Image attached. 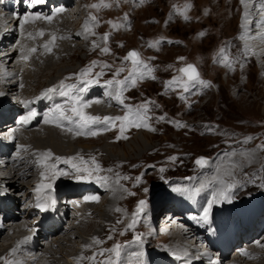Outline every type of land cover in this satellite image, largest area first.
I'll return each instance as SVG.
<instances>
[{"label": "rangeland", "instance_id": "374dc122", "mask_svg": "<svg viewBox=\"0 0 264 264\" xmlns=\"http://www.w3.org/2000/svg\"><path fill=\"white\" fill-rule=\"evenodd\" d=\"M75 1L77 2V0ZM87 1L82 12L87 13L86 19L88 24L91 23V26L95 25L96 28L98 27L97 33L94 34L97 41L99 40L97 47L92 46L93 48H89L81 44L83 49L85 48L86 50L76 60L68 62L66 65L68 70L67 68L64 69L68 71L69 76L67 75L66 78L61 76L53 79L58 81V83L56 82V85H59L57 90L59 93L67 91L68 85L66 82L75 78V76L73 77L71 75V72H74L81 65H85L86 67L84 66L83 71L92 68V72L88 73L92 77V79H89L90 81H97L101 78L113 81L111 85L105 82V87L110 86L114 88L111 100L116 104V107L112 111L108 110L105 112L112 113L114 117V115L121 114V112L127 114L129 109L133 113L139 110L140 114L144 116L142 123H146L148 127L142 126L137 128L125 124V130L123 135H121V121H115L114 124H109L110 129H112L110 132L95 135L94 140L104 141L103 145L110 146L109 149H112V153L111 155H107L105 152H100L103 155L101 161L99 158L98 161L93 160L94 166L92 165L93 170L91 169L93 175L91 174L92 176H89L88 172H86L82 177H88V179H95L97 176L99 178L100 176L101 178H109L112 170H110V165L105 161L107 158H119L122 162L117 164V169L119 172L121 170L123 171L120 172L121 176L117 177V180L120 181L122 179L121 181L125 183V185L120 183L121 190L125 193L124 195L126 197L125 201L121 202V204L124 208H127L125 210L127 218L126 222L121 224V229H117L120 223H116L114 226L116 230L113 228L109 231L105 230V239L103 238L99 242V244L102 242L103 245H100L99 250L87 256L85 260L82 259L80 264H109L110 261L121 264L122 257L127 258L125 253L128 245L136 250L137 248L142 251L145 250L147 257L152 258L156 264H158V261L161 264H172V261H175L177 264H197L195 258H192L190 261L189 257L185 256L183 252H176V249L175 252L172 250V246L180 242L179 239L183 237L179 236L175 240V242L177 241L176 243L170 244L164 235L162 236L158 233L162 231V228L159 227L162 225L160 224L162 217H159L160 219L157 225H152L149 228L148 226L152 222L151 218L145 225L137 222V220L142 219L145 206L140 216L134 214H136L141 200L149 205L152 204L157 194H163L165 197H163L162 204L163 206H168L175 199V195L179 194L174 193L172 188H191L201 171V166L196 164V160L199 158H204L207 163H212L215 158H222L223 156V162H226V164L224 163L226 166L224 172L229 175L230 181L226 182L222 180L218 182V185L224 190L228 188V185H233L229 192L231 198L235 195L234 191H237L236 198L240 196L243 185L244 188L245 186H252L248 188L247 192L253 191L256 193L260 191V187L264 188V150H261L259 147L260 145H264V111L262 107H257L258 104L255 102L251 103L252 99H258L264 94V76L259 71L261 69L260 64L252 56L244 54L243 50H241L242 46H240L241 44L238 41V38L240 39V33H242L239 26L240 16L242 14L240 8L241 0ZM93 5H98V7L95 8ZM105 5H108V7ZM223 5L224 7H222ZM96 15H98V18ZM185 16L188 19H185ZM92 17L96 18L95 21L91 19ZM113 25H117V27H113ZM106 34L108 35V41L104 39ZM82 36L84 35L82 34ZM76 43H79L78 40H75V46ZM150 44H155L156 46L150 47ZM104 48H108L109 51L106 53L103 52L102 49ZM129 50L137 52L144 64L148 65L153 71L148 75L147 70L143 66H138L136 70L137 77H139L140 73H145V75L143 78L136 80L135 86H132L130 81L126 83L122 96L124 103L120 104L114 98L120 90V85L116 84L115 81L125 80L129 77V73L133 71L131 61L125 60V57L130 52ZM250 58L253 60L251 61ZM62 59L63 56L60 55L55 57V59L51 57L48 62L54 60V63L57 64ZM12 64L6 68L8 75L13 72ZM188 64L196 67L200 78L209 82V87L190 85L188 90L185 91L183 84L178 83L170 87L168 86L170 81L182 76L179 69ZM252 66L254 67L252 68ZM254 68H257L260 75L258 74L257 76L252 73L255 72ZM55 81L50 83V85H53ZM101 82L99 81V83ZM62 84L66 85L62 88ZM238 93L240 94L238 95ZM9 96V93L5 91L0 101L4 102L3 99L6 101ZM79 96H82V93ZM246 98L250 101L246 102ZM145 105L146 108L142 107ZM16 109L18 110V107ZM19 109L23 110L22 107ZM102 113H104L103 110ZM121 116L124 115L121 114ZM257 117L261 118L259 119L260 122ZM150 129H155V131ZM6 134V132L0 133V142H10L6 140ZM123 136L127 138L125 139ZM118 137L121 138L118 139ZM249 137L252 139L249 140ZM91 138L93 137L85 138L87 139L86 142ZM138 142L150 151L141 160L135 161V149L137 150L139 148ZM11 143L13 146L12 149L16 148V140ZM93 148L96 150L101 149L98 146H94ZM249 153L255 154L257 163L252 161ZM21 154L24 155L22 151L16 150L11 156L4 157V159L15 160L20 156L19 160L23 163V155L21 156ZM233 154L242 156L245 160L240 161V157L233 158ZM237 162L240 163L237 164ZM230 163L236 164V169H233V171L230 168ZM96 165L101 167L99 170L103 173L101 171H95ZM8 169L9 167L4 169L1 174H4V172L5 174L8 173ZM161 169H164V171H161ZM196 171L197 173H195ZM42 173L45 172L41 171L39 175L37 174V179H46L45 175L42 178ZM73 177L76 176L72 175L66 182L71 181ZM137 178H139V182H137ZM81 179L84 180L86 178ZM53 187L50 191L53 190ZM20 188L22 190H13L11 188L9 189L6 183H0V192L2 194L9 197V199L17 201V204L19 203L18 201H23L19 205L24 208L21 209L22 207L20 206L19 209L21 210L14 211L17 215L24 209L27 210L29 204H37V194L41 192L36 190L37 186L32 187L25 180L20 181ZM27 191L30 192L32 200L36 199L33 203H30L32 200L26 195L27 193H24ZM207 191L209 192L210 188ZM205 194H207L206 191L204 192ZM63 195H67V193ZM211 198L212 196L210 200ZM261 199L264 206V191L263 193L261 192ZM184 201H186V198L182 200V204L179 202L181 206ZM223 201L225 202V200ZM221 202L222 200L214 203L212 206L216 207ZM229 203V205H232V201ZM7 205L9 204L7 203ZM5 206L6 203H4ZM151 212H154L153 207ZM72 213L74 212L72 211ZM148 216H150V211H148ZM95 219L99 221L98 217H95ZM133 220H135L136 225L134 224L129 229H122L124 225L133 224ZM32 222L28 221V223ZM68 224L67 222L63 226H68ZM33 225L37 226L39 224ZM38 229L34 228L33 231ZM44 230L47 234L51 233L49 230ZM114 231L119 232L115 233ZM73 240L78 242L80 237L73 238ZM135 240H142L143 242L140 243ZM182 242L192 247L195 244L192 239L185 240V242L181 240L180 243L184 245ZM38 243L39 247L48 245V241L42 237L38 238ZM116 245H120L119 258L111 251ZM200 247L201 245H198L197 248L199 249ZM53 248L55 249V247ZM230 250L232 252H229L228 257L225 259L226 262H230L238 256H235V250L232 248ZM189 251L191 250L187 251L188 254H190ZM88 254H91L90 250ZM178 256L182 257L178 259ZM63 263L74 264L72 258L63 260ZM200 263L211 264V261L208 260V257L207 261L205 258H200ZM244 264H248V262ZM259 264H264V258Z\"/></svg>", "mask_w": 264, "mask_h": 264}, {"label": "bare ground", "instance_id": "6f19581e", "mask_svg": "<svg viewBox=\"0 0 264 264\" xmlns=\"http://www.w3.org/2000/svg\"><path fill=\"white\" fill-rule=\"evenodd\" d=\"M86 1L87 0H77V2L75 0H50V2H48L50 7L40 8L34 11L35 13H38V15L28 19L25 27H18L20 23L24 22L19 18L12 19L9 15H7L5 17L6 20H4L0 15V100H2L1 96H3L5 91L10 95L7 97L6 101L4 99V102L0 101V131L3 133L6 132V140L10 141L8 143L0 142V183H6V186L13 190H20L22 188H20V181L22 180L29 182L32 187L40 184L53 183V190H42L37 194V200L38 197H47L49 205L58 199L55 213L48 214L46 211H41V216L44 217L43 220L47 219L48 222L40 223L36 226L33 224H37V222H32L35 217L33 216L35 211L34 209L31 207L29 209L27 208V210L24 209L25 211L23 210L17 215L14 211L24 208L19 205L22 204L21 202L23 201L20 200L17 204V201L9 199V197H6L0 192V213L2 216L0 219V264H6L8 261H11L12 264H64L63 260L65 261L69 258L73 259L74 264H80L82 259L85 260L87 256H90L94 254L96 250H99L100 245H103L102 242L100 244L99 242L103 240L105 236L104 234H106L105 230L109 231L111 228L114 229L116 223H120V225L117 226V229H121V224L126 222L127 215L125 214V210L127 208H124L121 204V202H124L126 199L124 195L125 193L121 190V184L125 185V183L121 181L122 179L120 181L117 180V177L121 176L120 172L123 171L121 170L119 172L117 169V164L122 162L119 158L109 159L106 157L107 160L105 162L110 165V170H112V174H110V176H112V178H110V176L109 178H101L100 176L101 179H97L95 181L98 176L95 179H88V177H82V175L86 172L79 173L82 178H86L83 181L94 179V183L86 186L87 190L82 191L79 195L73 194L74 192L69 189H72V185H82L71 182L72 180L80 181L82 179L79 180L76 179V177H73L71 181L66 182L72 177V175L77 176L78 174L76 173V170L71 167V164H66L63 160L73 158L72 163L77 164L82 168H87L91 172L92 165L94 166L93 160L98 161L99 158L101 161V157H103L100 152H105L107 155H111L112 153V149H109L110 146L108 147V145H103L104 141L97 139L94 140L96 136L76 134L77 131H79V118L73 117L74 115L71 112L72 103L68 96H64L59 93L57 90L59 85H56L58 81H55L61 76L66 78L68 71L64 69L67 68L68 70V67H66L68 62L76 60L79 58L80 54L86 50L85 48L83 49L81 44H84L89 48L92 46L97 47L99 40L97 41L94 34L97 33L96 31L98 27L96 28L95 25L91 26V23L88 24V31H85L84 27L85 24L88 23L86 19L87 13L82 12L84 11L83 7L87 4ZM262 6H264V0H245L244 3L240 2L242 14L240 16L239 26L242 33H240V39L238 38V41L241 44L240 46H242L241 50H243L244 54L252 56L254 60L260 64L261 69L259 71L262 72L264 76V10H262ZM209 7L211 8V6ZM222 7H224V5ZM61 9L62 11H60ZM3 10L7 12V8H3ZM96 16L98 18V15ZM225 16L227 15L225 14ZM45 17H51V19H46ZM232 27L234 28V26ZM82 34L84 36H82ZM75 40H78L80 44L76 43L75 46ZM52 53H54L53 56H51L52 59H55V57L60 55L63 56V59L61 61L58 60L60 62L57 64L54 63V60H51L52 62H48L51 58H49V56ZM11 63H13L11 66L13 68V72L8 75L6 68ZM84 66L85 65H81L74 72H71V75L73 77L75 76V78L66 82L68 86L75 85L76 89H79L85 87L86 83L90 81L89 79H92L91 75H82ZM249 66L251 65L249 64ZM254 66H252V68ZM259 71L256 68L255 72L252 73L258 76ZM90 72H92V70ZM54 78L56 79L53 80ZM108 80L101 78L93 83L87 84L86 90L79 93H82V96H80L82 97L81 103L88 104L87 107L83 108L85 115L97 116L101 118L113 117L112 113L105 112L108 110L112 111L116 107V104L111 100L114 88L110 86L107 88L105 87V82H108ZM53 81H55L53 85H50ZM99 81H102V84L99 83ZM66 84H64V86ZM48 89H55V91L48 92ZM76 89L73 90L72 94H77ZM239 94L240 93H238V95ZM245 101L249 102L250 100L248 101V98H246ZM254 102L258 104L257 107H262V110L264 111V94L258 99H252L251 103ZM57 106H60V108L64 111L65 116L72 117V119H60L58 123H46V118L53 120L54 117L59 116ZM99 106L101 109H99ZM16 107H18V110H15ZM21 107L23 110L19 109ZM102 110L104 113H102ZM30 112H35L36 115L25 123L23 118L27 117ZM121 114L125 115L123 112H121ZM121 114L114 115V117L121 116ZM257 119L259 120L261 118L257 117ZM111 130L112 129H110L109 124L102 121L91 124L87 129H84L85 133L92 131L97 134H103L108 131L110 132ZM88 137L93 138L86 142ZM15 140L17 142V146L12 149L13 146L11 142ZM94 146H98L101 149L96 150L93 148ZM16 150L24 153V155L21 154V156L23 155V163L19 160L20 156L15 160L4 159V157L11 156ZM149 151L150 150L145 149L143 145L139 144V148L137 150L135 149V161H138L139 159L141 160L146 153H149ZM47 152H51L52 156L45 159L43 154ZM249 154L252 161L257 163L255 154ZM57 157L62 158V160L57 161ZM235 157L240 156L234 155L233 158ZM240 158V161L245 160L242 156ZM223 160V156L222 158L217 157L212 163H206L203 167H200V174L195 180L196 182L194 181L193 186L191 188H181L186 191H174V193L179 194L175 195L176 197L170 205L163 206L162 200L165 196L163 194H157V196L154 197L152 204H145V211L142 215V219L137 220V222L145 225L152 219L151 224L148 226L150 228L152 225H157V222L162 217V221L160 222L162 225L159 226L162 228V231L160 230V234L162 236L164 235L170 244L176 243L177 241L175 242V240L179 236L183 237L182 239H179L180 242L181 240H184L185 242V240L192 239L195 243L192 247L189 244L185 245L182 242L184 244L182 245L178 242L177 244H174L175 246H172V250H174V252L175 249L176 252L181 251L187 257L190 256L187 251L191 250L189 252L195 253L198 258H203L205 254L200 252L197 248L198 245H200V242L194 240L191 234L200 223L201 218L199 217V214H204V209L208 207L209 202L212 201L214 196H217L220 192L225 191L219 187L218 182L222 180L226 182L230 181L229 175L224 172L226 170L224 169L226 167L224 163L226 164V162H223ZM126 161H128V159H126ZM238 163L240 162H237V164ZM51 164H56L58 170L66 171L69 175L58 176L53 180L50 172L46 171V165ZM235 165L236 164L230 163L232 171L233 169H236ZM8 167V173L5 174L4 172V174H1V172ZM100 168L101 167L99 166V169ZM41 171L45 172V180L37 179V174L39 175V172ZM195 173H197V171ZM209 188L210 191L208 192L207 189ZM205 191L207 194L204 195ZM24 193H27L26 195H28L29 199H31L30 192L27 191ZM66 193L67 195H63ZM58 194H60V196ZM186 194H195L197 201L202 203V206H197L198 212L193 213L194 218L191 215V219L194 221V224L188 223V221L182 216L183 213H187L184 214L185 216L190 215V213L186 211L187 208L178 207V205H180L182 200L185 198ZM61 196L74 197L76 199L75 208L77 209V212L73 211L74 208H72L71 203H62L60 201L62 200ZM211 196L212 198L210 200ZM92 197H96L97 199H91ZM35 200L36 199H33L30 203H33ZM4 203H6L5 207ZM7 203L9 205H7ZM224 203L225 202L223 201V203L221 202L217 206H222L225 210H227L228 208L225 207ZM20 206L22 207L21 209H19ZM152 207L154 208V212H151ZM216 207L212 206L211 209ZM58 211H61L62 214H56ZM72 211L74 213H72ZM148 211H150V216L147 217ZM162 213H167L168 215L165 214V216ZM178 215L181 217L180 219L184 221V224H180L174 228V225H176V222L178 221L175 217ZM95 217H98L99 221L96 220ZM263 219L264 206L262 204L257 218L250 223V229L241 228L234 235V237L227 239L228 242L222 251H219L215 256H208V260L211 261V264H244L246 262H248V264H259L264 258ZM28 221L33 224L28 223ZM67 222L69 223L68 226H63V224H66ZM34 228L39 229L31 231ZM125 228L129 229L131 227H129V225H124L122 229L125 230ZM44 229L51 231V233L47 234ZM114 230H116V228ZM114 232L118 233L119 231ZM39 237L48 241V245L45 247L42 246L43 248L39 247ZM79 237L81 241L79 240L77 242L73 240V238ZM135 241L140 243L143 242L142 240ZM53 247H55V249ZM231 248L235 250V256L238 255L239 257L236 256V258L230 262H226L225 259L228 257L229 252H231ZM89 250L91 254H88ZM125 255L127 258L122 257L121 264H156L152 258L147 257L145 250L142 251L139 248L136 250L130 245L127 246ZM139 257H141L140 260H138ZM198 258H195V262L197 264H201ZM157 263L161 264L159 261ZM172 264L177 263L172 261Z\"/></svg>", "mask_w": 264, "mask_h": 264}, {"label": "snow or ice", "instance_id": "6c2138e0", "mask_svg": "<svg viewBox=\"0 0 264 264\" xmlns=\"http://www.w3.org/2000/svg\"><path fill=\"white\" fill-rule=\"evenodd\" d=\"M38 2H43V0H38ZM141 2H143V0H141ZM242 3L245 2V0H241ZM108 6V5H105ZM93 7H98V5H93ZM262 10H264V6H262ZM62 11V9L60 10ZM46 19H51V17H45ZM93 21H95V17L91 18ZM185 19H188L187 16H185ZM85 31L89 30V25L88 23L85 24ZM113 27H117V25H113ZM105 41H107L108 39V35L106 34L104 37ZM158 43V42H157ZM150 47H155V44H150ZM34 51V49H33ZM103 52H108L109 49L108 48H104L102 49ZM183 59V58H180ZM125 60H130L133 66V71H131L129 73V77H127L125 80H119V81H115L116 84L120 85V90L116 93L115 95V99L120 103L123 104L124 100L122 98L123 96V90L126 87V83L130 81V83L132 84V86H135L136 84V80L138 78H143V76L145 75V73H140L139 77H137L136 74V70L138 66H143L146 70H147V74L150 75L152 73V69L144 64V62L139 58V54L135 51H131L128 53L127 57H125ZM93 64H95V62H93ZM91 71V69H86L82 72V75H88V73ZM122 71V69H121ZM179 72L182 73L183 75L180 78L174 79L173 81H170L168 83V86L170 87L173 84H183L185 91L188 90L190 85H201L205 88L209 87L210 84L207 81H204L200 78V74L197 71L196 67L194 65L188 64L183 68L179 69ZM154 78V77H152ZM94 81H88L85 85V87L76 89L75 85L72 86H68V90L67 91H62L61 95L64 96H68L71 103H72V107H71V112L73 113L74 116L79 118V122H78V128L79 131H77V135H92L95 136L97 133L96 132H92L89 131L87 133H85L84 129H87L91 124L94 123H98V122H105L108 124H114L115 121H121V127H120V131H121V135H123V132L125 130V124H127V126H133V127H148V125L146 123H142V121L144 120V116H142L139 112V110H137L136 113H133L131 109H129V112L127 114H125L124 116H117V117H97V116H88L85 115L83 112V108L87 107L88 104L87 103H81L82 97L79 96L80 92H84L86 90L87 84L93 83ZM109 85H111L113 83V81H108L107 82ZM61 87L63 88L64 85L62 84ZM76 89L77 94L76 95H72L73 90ZM48 92H52L55 91V89H48ZM146 108L145 106H142ZM57 111L59 112V116L54 117L53 120H49L48 118L45 119L46 123H50V122H56L58 123V121L60 119H66V120H71L72 117H68L64 115V111L60 108V106H57ZM36 115L35 112H30L28 114L27 117L23 118V121L25 123H27L31 118H33ZM161 119H163V117H161ZM106 130V129H105ZM152 131H155V129H150ZM121 137H118V139ZM123 138H127L126 136H123ZM249 140L252 139L251 137L248 138ZM261 148V150H264V145H260L259 146ZM52 156L51 152H47L43 154V157L45 159L50 158ZM57 161L62 160V158L57 157L56 158ZM72 159L73 158H68L66 160H63L64 163L66 164H71V167L74 168L76 170V173L78 174L76 176V179H81L82 177L79 175V173L82 172H88V175L91 176V172L87 169V168H82L77 164L72 163ZM175 159V158H172ZM83 163V161H82ZM207 163V161L204 158H199L196 160V164L203 167L205 164ZM46 171L50 172L51 174V178L54 180L56 177L58 176H67L69 175L68 172L63 171V170H58L56 167V164H51V165H46ZM95 171H99V165H96ZM161 171H164V169H161ZM44 173L41 174L42 178L44 177ZM96 179H100L99 177H97ZM137 182H139V178H137ZM233 187V185H228V188L225 191L220 192L217 196H214L212 201L209 202L208 207L204 209V214L201 217L202 220H204L205 222L208 221L209 219V215H210V211L212 208V205L214 203H218L221 199L223 200H228L229 202H231V196L229 194L230 189ZM52 188V184L48 183V184H40L37 185V191L40 192L42 190H49ZM173 191L176 192H182V191H186L185 189H181L179 187L177 188H173ZM198 191V190H197ZM91 199H97L96 197H92ZM145 201L141 200L139 202V205L137 207V212L136 214H139L140 212L143 211V207L145 206ZM48 200L47 197H38V201L36 204V207L40 208L41 211H46L48 209ZM134 214V215H136ZM135 224V220H133V224L129 225V227H133ZM137 239H139V237H137ZM99 242V241H97ZM111 251H113L116 255L117 258H119L120 255V245H116L114 249H112ZM178 259L180 258L179 256L177 257ZM6 264H12L11 261L6 262ZM109 264H117V262H113L110 261Z\"/></svg>", "mask_w": 264, "mask_h": 264}]
</instances>
